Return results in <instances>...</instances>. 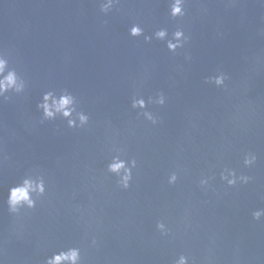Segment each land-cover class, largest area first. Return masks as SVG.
<instances>
[{
	"label": "water",
	"instance_id": "obj_1",
	"mask_svg": "<svg viewBox=\"0 0 264 264\" xmlns=\"http://www.w3.org/2000/svg\"><path fill=\"white\" fill-rule=\"evenodd\" d=\"M168 4L119 0L104 14L99 0H0V52L26 82L0 97V264H44L67 247L81 249L82 264H173L180 254L264 264V217L252 218L264 209V0H186L175 19ZM133 24L143 35L129 36ZM177 27L189 40L175 53L144 41ZM218 71L223 88L205 83ZM61 90L86 126L40 122L42 94ZM158 92L165 104H147ZM133 96L156 125L131 108ZM117 149L136 160L126 190L106 170ZM248 152L257 159L245 168ZM225 167L252 179L228 187ZM25 174L42 175L46 192L14 217L5 200Z\"/></svg>",
	"mask_w": 264,
	"mask_h": 264
},
{
	"label": "clouds",
	"instance_id": "obj_2",
	"mask_svg": "<svg viewBox=\"0 0 264 264\" xmlns=\"http://www.w3.org/2000/svg\"><path fill=\"white\" fill-rule=\"evenodd\" d=\"M119 0H99L100 12L107 14ZM186 0H169L168 15L175 19L185 16ZM128 34L131 37H139L143 35V29L138 24H133L128 29ZM150 39L163 41L169 52L175 53L177 49L183 48L188 43L189 37L185 32L177 27L169 36L168 30L160 28L153 32L152 36L144 35V41ZM188 57H186L187 59ZM228 76L221 71L215 75L205 78V83L212 84L217 88L225 87V81ZM26 88L25 80L17 74L14 68L9 67V61L5 54L0 52V97L7 100V94H21ZM165 96L162 92L156 93L155 97H149L147 104L162 106L165 104ZM76 97L67 90H61L58 94L53 91H46L42 94L40 101L36 104V109L41 114L40 122L55 120L57 117L63 119L67 123L68 128H82L89 122V116L81 110H78ZM131 108L139 109V115H142L146 121L152 125L159 122V118L151 111L146 109V101L143 97L133 96L131 99ZM117 154L113 155L107 163L106 170L108 173L115 176L116 183L121 189H128L129 183L132 180V169L136 167V160H125L121 158L120 150L117 149ZM256 155L248 152L243 156L242 164L245 168L251 167L256 162ZM214 179L213 176L203 177L199 180V186L206 189L209 182ZM219 179L228 187H233L239 184H247L252 179L248 175H237L236 171L225 167L219 173ZM177 181V173L171 172L167 177L169 185L175 184ZM46 192L45 180L39 174H25L18 183L8 189L5 205L7 212L18 217L22 210L33 209L36 206L37 200L44 196ZM264 217V209H258L252 212L253 220H260ZM156 229L162 236L169 234V229L166 224L157 221ZM94 246L95 239L91 241ZM44 264H82L81 249L79 247H67L59 251L53 252L44 260ZM173 264H190V258L184 254H180Z\"/></svg>",
	"mask_w": 264,
	"mask_h": 264
}]
</instances>
